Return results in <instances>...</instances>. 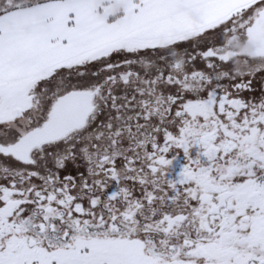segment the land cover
<instances>
[{"label": "snow or ice", "instance_id": "6c2138e0", "mask_svg": "<svg viewBox=\"0 0 264 264\" xmlns=\"http://www.w3.org/2000/svg\"><path fill=\"white\" fill-rule=\"evenodd\" d=\"M0 264H264V0H0Z\"/></svg>", "mask_w": 264, "mask_h": 264}]
</instances>
